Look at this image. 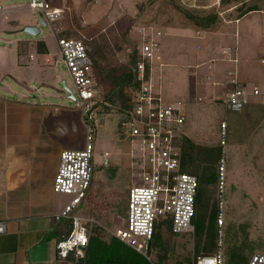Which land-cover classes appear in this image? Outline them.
Here are the masks:
<instances>
[{
	"label": "rangeland",
	"instance_id": "obj_1",
	"mask_svg": "<svg viewBox=\"0 0 264 264\" xmlns=\"http://www.w3.org/2000/svg\"><path fill=\"white\" fill-rule=\"evenodd\" d=\"M235 4V2L221 3V0L75 1V9L84 12L88 23H97L96 30L100 32L99 34L82 33L80 31L83 29L79 28L78 24L79 33L73 32L72 37L84 41L90 51L96 55L99 97L106 103L101 104L98 110V127L92 142L94 172L85 204L78 210L80 214L93 217L100 225L111 231L123 228L127 216L128 191L131 186L139 184L138 177L141 172L139 152L133 149L131 140L125 135L126 129L120 125L125 111L120 107L125 104V99L130 97L132 90L127 89L123 92L118 89L113 90L112 81L115 79L110 73L111 70L131 67L128 48L154 37L160 46L164 42L170 51L177 52L178 49H183L182 51L187 54L196 43L193 50L200 51L201 56H197L195 61L197 64L202 63L201 69H203L210 65L206 64L210 60H214L217 65L218 61L225 63L227 57L223 50L229 46V49L235 50L233 57L237 56L235 72L237 71L242 86H246L249 90H252L253 86L264 89L262 63L264 0L246 2V5L255 6L257 10L242 19L240 18L243 13L234 7ZM0 7V38L9 39L1 29L3 24L5 25L4 20L9 19L8 25L15 28L16 20L20 19L22 24L38 26L41 33L34 37L25 31H20L19 36L29 39L45 37L50 50L56 53L59 51L52 37V25L49 23L42 25L39 14L29 9L26 0H0ZM13 8L21 9L22 12L15 17L5 13ZM78 10L71 14L72 17L80 16ZM210 15H218V23L208 29L196 26L195 21L190 18ZM238 19L240 20L237 22ZM61 23L62 21H57L53 25L61 26ZM231 43H233L232 47ZM15 45V48L22 49L27 56L21 59L25 65L14 66L23 71L21 78L23 83L27 84L30 80L36 79L40 84L39 87L45 85L43 81H46L47 74L43 73L44 66L38 60V56H35L37 63L32 66L33 59H30V53L26 54L31 51L29 49L35 48V45L33 43L28 45V42ZM7 46L5 42L0 41V48ZM34 53L33 51L32 54ZM174 64L176 65L174 68L166 67L164 71L161 70V82L164 98L171 104L178 105L179 102H188L185 86L189 83L187 73L192 65ZM2 65L5 66V64L0 66ZM158 65L160 66L159 63ZM170 70L173 71V75L169 74ZM13 74L5 75H10L12 78ZM50 74L57 77L54 87L51 88L53 97L50 103L53 107L50 112L60 114L57 124L60 130L65 129L63 133L58 132L61 144H65L64 149L82 150L87 140L86 128L80 110L75 107L76 102L69 100L63 85L65 82L77 95L71 76L61 61L54 63ZM14 76L16 77L17 74ZM2 80L7 81L0 71V82ZM196 100L198 95L192 91V94L190 93L192 104L189 107L191 110L185 114L186 124L180 126L179 131L195 145L221 146L223 149L219 167L224 164L226 178L224 225L216 226V250L222 251L224 260L228 264H247L254 253H264V97L251 98L249 104L239 112L227 110L218 99H203L197 102ZM225 121L227 122L226 137L225 145H222L221 125L226 123ZM69 124L72 125L70 131H68ZM198 132L202 135L199 136ZM59 158L60 153L55 164L57 169ZM217 192V187L207 186L209 211L214 205L218 210L220 209ZM60 198L65 203L71 199L67 195ZM203 201L206 204V198ZM162 237L163 249L159 252L157 250L151 252L152 262L174 264L179 260L190 259L193 263L198 257L195 246L199 239L194 231L180 235L163 231ZM203 243L201 241L200 247H203ZM56 264L79 263L57 260Z\"/></svg>",
	"mask_w": 264,
	"mask_h": 264
},
{
	"label": "built area",
	"instance_id": "obj_2",
	"mask_svg": "<svg viewBox=\"0 0 264 264\" xmlns=\"http://www.w3.org/2000/svg\"><path fill=\"white\" fill-rule=\"evenodd\" d=\"M26 1L29 9L38 13L46 24L53 26L63 16L64 10L54 7L49 0ZM52 33L60 60L66 66L77 91V95L73 92L75 100L72 101L76 102L75 107L81 112L87 134L86 145L82 150L66 149L60 153L53 182L55 193L71 197L64 208L54 215V219L69 223L70 232L58 240L56 254L60 262L72 263L85 256L91 228L101 226L94 218L80 214L78 210L85 204L91 186L94 172L92 142L98 127L99 107L106 103L99 97L97 70L88 53V46L81 39L66 36L61 28L52 27ZM128 53H131V49H128ZM158 63L162 66L161 46L156 38L150 37L138 46V61L134 68L136 88L131 91L130 108L123 112V121L120 123L126 129L125 135L131 140L133 149L139 152V184L131 186L128 191L127 216L123 228L111 231L101 226L151 263V243L157 226L163 220L170 221L173 235L194 231L193 219L199 187L196 176L181 171L178 141L182 136L179 128L185 122V115L179 106L167 103L161 96L159 86L155 85L153 67ZM230 85L232 89L217 98L227 110L239 112L249 104L251 98L264 97V89L253 86L249 90L242 86L235 74ZM226 128L223 123L222 145H225ZM225 190V169L222 164L217 184L219 227L224 225ZM5 232L6 225L0 222V234ZM193 264L228 263L218 249L213 255L196 257ZM247 264H264V253H254Z\"/></svg>",
	"mask_w": 264,
	"mask_h": 264
},
{
	"label": "crops",
	"instance_id": "obj_3",
	"mask_svg": "<svg viewBox=\"0 0 264 264\" xmlns=\"http://www.w3.org/2000/svg\"><path fill=\"white\" fill-rule=\"evenodd\" d=\"M49 1L54 7L64 9L63 18L59 20L62 21V25L51 27L63 29L64 34L70 37H72L73 32L79 33L78 24L80 25L79 28L83 29L80 31L82 33H100L96 30L97 23H88L85 20L84 12L78 8L75 9L76 0H70L68 3L69 0ZM240 6L241 4L234 5L237 9ZM247 7L249 6L245 3V8ZM75 10L79 11V17H72L71 14ZM21 12L22 10L18 8L5 11L7 15H14L13 17ZM245 15H242L240 19ZM8 21L9 19L4 20L5 25L3 24L1 29L9 39L0 38L1 42L8 45L7 48H0V65L5 64V66H0V71L7 80L0 82V222H4L6 225V232L0 234V264H56L58 260L56 244L61 232L59 229L65 226V223H69L64 220L56 221L54 215L60 212L70 201L69 199L65 203L60 198V196L64 197L65 195L53 191L54 177L57 173L55 164L56 161L58 162L59 153L66 150L64 149L65 144H61L58 136L60 134L58 132H65V129L60 130L61 128L57 124L60 114H51L50 112L51 107H53L50 103L52 102L51 97H53L51 88L54 87L57 79L56 76L50 74V70L54 63L61 60L59 52L50 50L45 37L29 39L19 36L18 33L24 31L28 24H22L19 19L16 20L17 24L15 21L16 25L13 24L16 27L11 28ZM28 27L38 26L31 25ZM52 37L56 41L53 33ZM23 42H28V45L29 43L35 45V48L29 49L31 51L26 53H30L29 57L33 59L31 60L32 66L38 60L44 66L43 73L47 74V79L43 81L45 85L42 87H39L40 84L37 83L36 79L30 80L27 84L23 83L21 79L23 71L14 67L15 64L16 66L24 64L21 59L25 53L22 49L15 48V44L18 46ZM195 44L194 46H196ZM230 45L232 47L233 43ZM193 47L187 54L182 51L183 49L172 52L168 45L163 42L161 46L162 66L155 64L153 67V81L156 86H159L162 98L170 103L163 96L161 70L164 71L166 67L174 68L176 66L174 63L181 66L192 65L189 69L187 68L189 70L187 73L189 83L185 86L188 102L175 104L182 109L184 115L191 110L189 107L192 104L190 101L192 91L197 93L198 100L217 99L232 89L230 81L234 74L239 81L237 71L235 72L237 56L233 57L235 50L229 49L228 46L223 50L227 57L225 63L218 61L217 65L214 60H210L206 63L210 65L201 69L203 64H197L195 61L200 55V51L193 50ZM33 51L34 54H32ZM35 56H38L37 61H35ZM168 72L173 75V71ZM11 73L17 74V76L13 77L12 75L11 78L10 75H5ZM185 124L186 118L183 125ZM225 124L227 125V122ZM70 127H72L71 124L68 125V131L72 130ZM180 133L182 136L185 135ZM197 134L202 135L201 132Z\"/></svg>",
	"mask_w": 264,
	"mask_h": 264
},
{
	"label": "trees",
	"instance_id": "obj_4",
	"mask_svg": "<svg viewBox=\"0 0 264 264\" xmlns=\"http://www.w3.org/2000/svg\"><path fill=\"white\" fill-rule=\"evenodd\" d=\"M248 0H221V3L235 2L241 4L238 8L242 15L256 11L255 6L245 8V3ZM195 21V25L203 29H208L218 23V15H210L207 17H190ZM70 37V36H68ZM88 53L94 61L96 70L98 65L96 55L92 53L88 47ZM131 67L129 69H116L110 71L114 79L112 81L113 90H120L121 92L127 89H135L136 81L134 76V68L138 61V46L137 44L131 48L129 53ZM105 81L104 79H102ZM120 109L126 110L130 108V97L125 99ZM179 146L181 150V171L192 174L198 178L199 187L196 197V213L193 219L194 234L199 239L195 246L197 255L210 256L215 254L217 246L216 240V226L219 210L217 207L209 211V199L206 196L207 186L217 187L219 180V162L222 159L223 149L221 146L205 147L195 145L190 139L181 136L179 138ZM206 198L207 202L203 201ZM68 223V222H67ZM102 226V225H101ZM101 226H93L90 231L89 243L85 251V256L78 260L79 264H157L155 262L147 261L142 255L135 250L123 244L115 237L108 234ZM61 232L58 235V240L70 232L69 224L60 227ZM163 231L171 233V225L169 220H163L156 229L152 243L151 252H157L163 249ZM172 234V233H171ZM204 238V240H203ZM203 241V247L200 243ZM58 242V241H57ZM202 253L201 255H199ZM174 264H193L190 259L185 261H176Z\"/></svg>",
	"mask_w": 264,
	"mask_h": 264
},
{
	"label": "water",
	"instance_id": "obj_5",
	"mask_svg": "<svg viewBox=\"0 0 264 264\" xmlns=\"http://www.w3.org/2000/svg\"><path fill=\"white\" fill-rule=\"evenodd\" d=\"M0 9H1V7H0ZM40 23H41L42 25H46V22L44 21V19H43L42 17H40ZM24 31H25L26 33H28V34L34 36V37H35V36H38V35L40 34V30H39L38 27H26V28L24 29ZM63 85H64V87H65L67 93L69 94V99H70V100H75V97H74L73 92H72L69 88L66 87V84H65V83H63Z\"/></svg>",
	"mask_w": 264,
	"mask_h": 264
}]
</instances>
